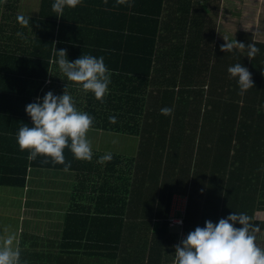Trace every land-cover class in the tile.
Here are the masks:
<instances>
[{"label":"crops","instance_id":"obj_1","mask_svg":"<svg viewBox=\"0 0 264 264\" xmlns=\"http://www.w3.org/2000/svg\"><path fill=\"white\" fill-rule=\"evenodd\" d=\"M101 1L104 2L91 0ZM178 1L197 5H193V10L185 8L183 11L177 7ZM204 2L165 0L162 8L166 13L162 17L155 44V60L144 93L141 90L142 67L139 60L136 57L121 58L123 50L127 49L126 42H112L109 39L111 31L95 30V26L83 28L87 43L67 46L78 48V52L83 48L87 51L107 50L108 53L116 46L121 47L116 51L118 58L113 55L104 60L111 71V83L103 102L97 100L93 93H85L79 85L68 81L54 58L48 63L45 78L27 75V64L21 67L22 75L13 70L10 78L9 75L0 77V88H10L7 84H13V91L0 93V179L7 177L10 170L12 149L17 147L13 132H18L29 117L25 113L27 104L35 102L38 97L42 99L48 91L61 95L67 84L76 109L94 118V124L86 134L93 156L91 161L77 166L83 167L80 176L75 170L29 167L23 187L0 184V247L6 236L15 235L21 261L27 264H173L175 249L172 245L187 235L188 228L204 224L202 219L189 217L191 211L200 213L204 208L201 202L190 201L191 183L184 191L181 177L183 173L189 175L185 168H190L192 163L191 173L197 170L196 161L200 162L203 156L201 151L216 146L217 119H221L217 113L220 116L222 112L223 94H239L236 80L230 79L227 72L228 67L239 60V47L235 41L241 34H249L255 43L264 45V0H220L217 20L213 19L214 12L209 11L208 16L205 8L200 7ZM40 4L41 0H0V55L3 56L0 67L10 69L15 56L23 59L32 49L34 30L16 29L15 18L16 15L37 17ZM96 8L87 12V18L108 16L106 11L99 16ZM72 26L55 28L54 42L80 38L81 28ZM114 26L116 34L133 29L132 34L135 35L138 29L137 25L130 23L125 28L118 22ZM17 32H22L23 36L18 37ZM224 39L235 45L231 52L220 51ZM128 41L133 44L129 50L141 46L140 38ZM42 48L38 49L41 51ZM73 56L78 58V54ZM247 62L253 68L252 61L247 59ZM141 94H149L148 107L145 105L147 115L157 114L156 94H174V98L167 96V105L173 110L168 116L170 123L152 124L151 118L148 123L139 125L137 135L96 127L102 121L109 122L111 116L135 115L136 109L140 115ZM9 117L25 119L16 118L14 123ZM177 120L180 123H176ZM211 130L213 137H210ZM108 153L120 160L121 165L116 170H125L127 165L134 168L133 181L137 183L131 194L132 202L124 210L126 222L120 232L117 250L96 248V238H103L107 228L103 220L95 223L84 219L97 214L95 209L102 212L98 217H103L110 207V192H120L122 187L116 174L111 178L116 188L113 185L111 189L104 184L103 176H98L106 164L98 160ZM130 160L133 161L129 163ZM167 171L174 175L177 173V179H180L172 189L169 187V184L172 187V181L166 177ZM200 172L205 174L206 170ZM201 199L193 198L195 201ZM163 211L168 212L166 226L163 225ZM171 218L172 222L169 221ZM84 226L92 228L93 232L96 228V232L83 233Z\"/></svg>","mask_w":264,"mask_h":264},{"label":"trees","instance_id":"obj_2","mask_svg":"<svg viewBox=\"0 0 264 264\" xmlns=\"http://www.w3.org/2000/svg\"><path fill=\"white\" fill-rule=\"evenodd\" d=\"M55 0H41L40 12L37 17H31L30 26L22 27L18 21L17 16L15 18V28L20 27L24 29L30 28L34 30V38L31 40L32 49L26 54L25 58H13V65L10 69L6 67H0L5 69L0 72L1 76H7L11 72H17L16 74L22 75L21 67L28 65V72L26 73L30 77L45 78L48 71V63L51 59H57L54 53V49L57 51L60 49L67 50V59L76 60L73 55L78 54V58L84 55H92L97 58L103 56L104 60L115 56L118 58L116 51L121 48L119 46L114 47L108 53L107 50L101 51H87L80 48L79 52L73 46L67 45H82L87 43L85 36H83V28L87 26L94 27L95 30H108L109 39L112 42L122 43L126 42V48L121 54V58L136 57L139 60L142 67L141 74V90L146 92L148 86V78L153 67L155 60V44L159 38L162 17L165 16V9L163 5L165 0H127L125 4H118L117 0H109L105 2H91V0H81V3L76 8L65 7L63 17H56V13L52 11V4ZM131 5V6H129ZM179 10L185 11V8L193 10V5L196 7L197 3L178 1L176 3ZM220 0L210 2L205 0L200 5L201 8H205L206 14L209 16V11L214 12L213 18L217 17L219 11ZM97 7V8H96ZM100 13L103 11L108 12L107 17L100 16L99 18H87V12L95 9ZM104 9V10H103ZM132 13V15H129ZM74 14L76 18H74ZM129 15V17H127ZM95 22H91V21ZM74 22V24H73ZM123 23L122 28H125L128 23L137 25L138 29L136 34H132V30L121 31L116 34L117 30L114 24ZM92 23L93 25L89 24ZM167 23V22H166ZM74 27L81 28L80 38L69 39H57L54 42V30L59 27ZM72 26V27H73ZM131 26V25H130ZM121 28V29H122ZM140 38L141 46H138L135 50H129L133 45L127 40H137ZM239 42L245 44L254 43L253 36L249 34H241L238 38ZM259 49V53L252 61L253 68L247 62V48H240L238 50V63L246 66L252 73V79L254 80L255 88L249 89L244 95L240 94H223V108L222 112L217 113V133H216V146L207 147L206 151H201V156L206 155V160L198 162L196 161L197 170L191 173V164L188 169L189 175L183 173L181 177L182 187L184 191L188 190V184L191 183L190 189V201L201 202L203 204V212L191 211L189 217L191 219L211 220L217 223L220 218L228 216L231 212L246 213L253 218V222L257 223L261 229L259 236L264 233V45L254 43ZM40 46L43 48L41 51L38 49ZM135 55V56H134ZM3 56L0 55V59ZM130 60V59H129ZM249 66V67H248ZM27 69V68H26ZM30 70V71H29ZM129 71H133L129 69ZM10 78V75H9ZM38 80V79H37ZM41 81V80H40ZM8 83V82H7ZM9 87L0 88V93H9L13 84L10 82L7 84ZM15 87V86H14ZM237 88H239L237 86ZM149 94H141L140 103V115L136 109V114H124L123 116L116 117V123H110L108 121H102L101 125H97L98 129L110 130L111 132L137 135L139 125L148 123V120L152 118V124H167L169 115H162V108H169L167 105L168 97L174 98V94H156L158 101V109L156 115H147L145 113V105L148 107L147 97ZM180 96V95H179ZM128 101V99H126ZM179 111V104H178ZM133 112V110H132ZM214 117V115H212ZM12 118L14 123L16 118L25 119L24 117H9ZM18 120V119H17ZM24 123L30 127V117H27ZM23 123V124H24ZM180 123V121H176ZM94 124V122H93ZM94 128V127H93ZM14 136L17 135L15 130ZM30 150L21 151L17 144L16 149H12L9 165L10 170L6 174L7 177L0 179L1 185H10L23 187L25 183L27 169L29 167H40L44 169H59L63 170L64 165L53 164L50 157L38 156L36 160L29 161L28 155ZM64 156L66 162L71 161V168L69 170L80 171L83 167H77L82 165V160L74 158L72 152L65 148ZM133 160H130L132 162ZM121 165L120 160L112 157L111 161H107L104 165V171L98 176H103L104 184L108 185L111 189L115 181L113 178L116 174L121 181L120 192H110L109 204L110 207L105 211L103 217L102 212H98L91 217H85V220L94 221L95 223H102V220L107 228V233H104L103 238H96V248L117 250L120 244V232L124 229L126 217L124 210L128 208L130 202H132V195L136 188L134 187L133 173L134 168L129 167L125 170H116V167ZM184 169V170H185ZM206 170L205 174L200 171ZM151 172V170H149ZM148 175H151L149 173ZM115 176V177H116ZM114 177V178H115ZM167 179H171L169 187L172 189L180 183V179H177V173L170 174V171L166 172ZM108 178V181H105ZM97 182V181H96ZM98 183V182H97ZM175 184V186H174ZM138 187V186H137ZM133 191H132V189ZM192 197V198H191ZM204 197V200L201 198ZM193 198H200L201 200L195 201ZM166 197L162 200H165ZM170 199V198H169ZM167 211L162 212L163 225L166 226ZM75 215V214H74ZM77 217V215H75ZM204 227V224L201 225ZM240 227V225H236ZM196 227H190L187 230V234L190 231H194ZM93 232L92 228L84 226L82 232ZM96 232V228H94ZM93 232V233H94ZM138 251L137 249H135ZM134 251V250H133ZM133 251L130 253L133 254ZM153 259V257L151 258Z\"/></svg>","mask_w":264,"mask_h":264},{"label":"clouds","instance_id":"obj_3","mask_svg":"<svg viewBox=\"0 0 264 264\" xmlns=\"http://www.w3.org/2000/svg\"><path fill=\"white\" fill-rule=\"evenodd\" d=\"M104 2L107 3V0ZM126 2L127 0H117L118 4ZM80 3L81 0H55L52 11L57 14L56 17H63L65 7L76 8ZM31 19V16H17L22 27L30 26ZM17 36L22 37L23 33L17 32ZM254 43L235 41V45L248 49L246 56L250 61L259 53ZM235 45L225 40L220 51L231 52ZM54 53L57 57L54 62L67 80L79 85L85 93H93L97 100L103 102L111 83V71L106 67L104 57L82 54L70 62L66 49L57 51L55 48ZM227 72L230 79L236 80L240 95L255 88L252 73L241 63L229 66ZM67 88L66 84L61 95L48 91L42 99L38 97L35 102L27 104L25 113L30 117L32 126L24 123L16 135L19 149L30 150L27 157L29 161L36 160L38 156L50 157L53 164L64 165V171L71 168V161L66 162L64 156L65 148L77 160L91 161L93 156L91 142L86 134L92 127L94 118L76 109ZM160 111L167 116L173 110L165 107ZM109 122L116 123V117H109ZM111 159L112 154L108 153L100 157L98 162L104 163ZM177 223L181 224L182 221ZM260 232L259 225L246 213L231 212L217 223L206 220L204 227L197 226L177 244L172 245L175 249L173 264H264V248L256 243L257 233ZM0 264H27L26 261H21V251L15 235H8L3 239Z\"/></svg>","mask_w":264,"mask_h":264},{"label":"rangeland","instance_id":"obj_4","mask_svg":"<svg viewBox=\"0 0 264 264\" xmlns=\"http://www.w3.org/2000/svg\"><path fill=\"white\" fill-rule=\"evenodd\" d=\"M218 14H219V11H218ZM218 14H217V17H218ZM217 17L215 18L216 20H217ZM210 19H212V18H210ZM214 19V18H213ZM213 21V20H212ZM227 22H228V20H227ZM203 117H204V114H203ZM213 134H214V132H212V130H211V133H210V137H213ZM206 159V155L204 154L203 156H202V159ZM256 243H257V245L259 246V247H263L264 248V233L263 234H261L260 236H259V234H257V240H256Z\"/></svg>","mask_w":264,"mask_h":264},{"label":"built area","instance_id":"obj_5","mask_svg":"<svg viewBox=\"0 0 264 264\" xmlns=\"http://www.w3.org/2000/svg\"><path fill=\"white\" fill-rule=\"evenodd\" d=\"M170 221L172 222V221H173V219H170Z\"/></svg>","mask_w":264,"mask_h":264}]
</instances>
